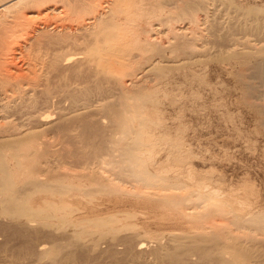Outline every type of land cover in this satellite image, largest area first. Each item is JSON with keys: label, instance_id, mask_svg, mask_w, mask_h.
Masks as SVG:
<instances>
[{"label": "bare ground", "instance_id": "bare-ground-1", "mask_svg": "<svg viewBox=\"0 0 264 264\" xmlns=\"http://www.w3.org/2000/svg\"><path fill=\"white\" fill-rule=\"evenodd\" d=\"M214 1L0 0V216L16 220L6 224L15 230H51L56 218L60 226L52 230L67 237L41 241L28 253L48 264L75 262L82 237L98 231L93 249L111 242L112 252L139 264H264V237L254 246L233 233L264 236V208H243L238 200L237 209H225L223 190L207 183L191 187L168 167L187 154L184 136L163 121L161 99L171 91L178 102L188 94L201 97V85L209 82L206 59L227 64L264 130V29L244 19L264 12V4L224 0L225 18L217 21ZM258 16L251 18L264 20ZM234 22L241 24L237 29L254 27L258 38L241 39ZM181 104L174 106L181 110ZM100 192L158 214L127 209L122 223L97 215L72 218L74 210L99 204ZM151 224L169 230L154 235Z\"/></svg>", "mask_w": 264, "mask_h": 264}, {"label": "rangeland", "instance_id": "rangeland-1", "mask_svg": "<svg viewBox=\"0 0 264 264\" xmlns=\"http://www.w3.org/2000/svg\"><path fill=\"white\" fill-rule=\"evenodd\" d=\"M220 1L218 0L214 1L215 3L216 2L218 3V4L216 3L217 7H220V10H219L220 14L218 13V10H217V14H218L216 15V18L218 17L217 21L224 20L225 18L224 14L226 12L225 5H224L225 3L223 4L224 0L223 1L220 0ZM232 1L238 4H241V5H256V6H259L260 8L264 4V0H232ZM223 9L225 12L223 11ZM254 13L249 14V15H252L254 17L256 14L259 15L258 17H260V15L261 16L264 15L263 11L256 12L255 15ZM249 15L247 18H244L245 22H250L252 23V25L258 24L259 25V26L257 25L258 29L263 30L264 20L263 19L254 20L251 18L252 16H249ZM234 23L240 25V26L237 25L236 28L234 27L235 29L234 32L241 39L247 38V39L254 40L255 38H258L259 33L253 30L254 27L253 29L246 28L245 30V28H243L242 30L241 28L237 29V27H241L240 23H237V22H234ZM258 29L257 31H259ZM206 61L207 63L206 62L202 63L205 66V68L202 67V64L201 66H199L205 69L204 71H206L207 73L205 75L209 78L208 79L209 82H207L208 85H206L207 83L204 85L203 84L201 85V86H204L203 87L204 90H202L203 95L201 97H198L199 100L198 98L195 99L193 96H191L194 98V101L192 99V102H194L193 104L192 102H189L190 101L189 99H191V97L189 98L188 93L186 94L184 93L185 94L184 96L188 94L187 97H184L185 99L178 98L180 102L181 100L182 101L185 100L184 105L186 104L188 105V107L189 106L194 107L195 106L194 104L199 105L197 110L195 108H193L192 110L191 109L192 107L191 108L189 107V111H186L188 110L187 107H186L187 109L184 108L182 110L184 105H182L180 102L176 100L177 96L174 94L176 92H173V91L171 92L173 93L174 96H172L171 92H169L171 96L169 94L168 95L171 98L173 97L172 100L174 99L175 102L177 101L178 104L182 105L181 108L179 107L178 109H181L183 112H181V110H177V107L180 105L176 104L177 102L176 103L174 102L175 104L172 103L173 101L170 102L171 98L169 99V96L164 97L165 100H163V98L161 99V101L163 102L162 103L160 102V106L161 108L164 107L165 109L163 108L162 111L165 110L166 112V113L164 112V114L163 112L161 113L163 114L165 118L163 119V121L166 124L170 123L169 125L172 126L171 127L172 129L169 127L170 128L169 130L171 131L173 129L175 130V133H174V130L171 132L172 134L178 135V137L184 136V138L182 137V140H183V143H185L183 146L185 148H182V149H184L185 154H187L186 159H183L184 162L181 161L183 163H180V160H177L178 162L177 163L173 159V161L175 162L171 161L172 163H170L168 167L169 168L171 167V169L174 168L175 170L178 169V171L182 172L180 174V178L188 181V183L191 184V187H196L198 183H207L209 185L217 186L219 189L223 190L224 196L223 195L221 196H223L222 204H223V207H225V209H237L238 206L241 205L238 203V200L245 201L246 204L243 205L244 206L243 208H255L256 206L260 208H264V130L263 128L260 129L261 128V126H259L260 124H257L259 123V120L256 117L257 113L251 110V108L246 106L245 103L242 101V97L240 93L241 91L238 88L237 81L235 80V78H233L234 77L233 75L232 76L229 75L231 73H229L228 69L224 67V65L226 66L227 64L213 62L208 59H206ZM213 76L214 78L215 77L216 78L214 79ZM207 77H205L206 80H207ZM210 82L213 85L210 84ZM193 84L198 85L197 82ZM209 84L212 87L209 86ZM194 87L196 89V85ZM184 88L185 86L183 87V89ZM186 89L187 88H185V90ZM214 90L216 92H214ZM177 93L179 94L178 91ZM168 100H169L168 103H164V101L167 102ZM186 100H188V103L186 102ZM171 103L173 105H171L170 107ZM164 104H167V105H164ZM174 105H176L177 107ZM167 117L169 119H167ZM176 125L177 127H175ZM176 128L179 130H177ZM65 148L66 149L68 148L69 150L72 149L73 151L74 150L77 151L80 149V148L78 149V147L77 148L63 147V149ZM60 149H58V152H60V154H65V152L68 150V149L67 150L65 149V152H64L63 150H60ZM85 150H86L85 148L84 150L82 148L81 151L85 152ZM149 153H151V151H149ZM202 189H205V188L203 187ZM120 197L121 196H115L111 193L100 192L99 197H98L99 199L97 201V202H100L99 204L95 203V205L91 206V209H88V210L80 209V208H78V210H74L72 212L73 214L72 218H76V221L79 220L80 222H83L87 220V218H91L97 215V216H105V218L112 219L116 223H120V222L122 223L124 221V218H123L124 210L140 209L141 211V209L142 210L145 209L144 206L139 205V203H136L135 201H132L131 199L121 198L124 200L132 201L133 204L131 205H123V204L116 203V202L109 200V199L120 198ZM31 205L35 207L37 203H33ZM42 206L44 207V204H42ZM164 208L166 209V207H163V209ZM158 209L156 208V211L159 213L160 211H162L161 213L168 211L165 209L164 211L162 210V208H160L158 211ZM151 210L150 208H146L144 211H148V212L151 211L148 214L152 216V213H153V215L156 217L158 213L154 212L155 208H151ZM131 218L133 219V217ZM131 218L130 220L125 218V220L130 222L132 220ZM5 219L3 217L1 218L0 216V224H2L3 228L1 225L0 227L1 229H4V230H0V264H48L47 261L45 262V260L37 259L36 255L33 254V252L28 253V248L32 247L33 249H35L34 247H36L37 243L41 241L48 242L51 239L55 241H58L60 239V242L67 241V237L65 235L58 234L59 231H56V230H59L60 228H56L54 230L56 233L52 230V228H54L55 225L56 227L58 225L60 226V223L56 222L58 221L56 218H55V221H54V218L52 219L53 224H51L52 225L51 230H49L50 227L48 225H47L48 227L45 226L46 228L41 225L40 226L38 225V230L43 229L42 231L41 230L38 231L37 229H33V228L26 229L27 227L26 228L21 227L18 230H15L13 225H12L13 227L11 226L9 227V225L11 224L9 225H6V224L12 223V221L15 222L16 220L13 219L12 221H9L8 219L7 220ZM139 219L140 218L134 217L133 221L135 220L139 221ZM36 220H35V223L36 222L38 223L39 219L37 221ZM159 220L161 219L159 218L157 221ZM55 223H58V224H55ZM151 225H152L151 230H154V235L159 236L160 233H167L169 230V229H166V227H164L163 229L161 226H159L162 228L160 229L158 227H155V225L153 224ZM8 227L9 229H7ZM157 228L160 230H158ZM32 229L36 230L34 231L35 233H33ZM46 231H48V234L51 233L52 237L54 236V238H51L50 237L51 234L48 235ZM233 231H234L233 233L243 237V241L252 243L254 244V246H256L257 244H261L259 243L260 242L259 239L261 237L262 238L264 237L258 230L251 231V233L249 234L250 236L248 237L243 235V232L239 230L235 229ZM97 232L98 231L94 233L93 231H91L89 234H87L86 236L84 235V237H82L81 240H83L82 241V243H84L83 246H86V248L85 247L83 248L82 246L80 249L81 251H78L79 256H78L77 261L75 262L63 261L61 264H84L85 261H86V264H88V262H90L89 264H115V263L116 264H120V263L129 264L131 260L128 256H126L128 260L127 259L124 260V258H126L124 256L125 255L124 253H121V252L119 253V251L116 250L117 251L116 252L114 250L116 252L115 254V252H112L113 250H110L111 248H109L110 247L109 245L111 244V242H109L110 244H108L107 242L105 243L103 241L105 246L101 242L100 244H103V247L101 245H98L99 248L94 246L96 248L93 249V246H91L90 243L91 241H94V239H97L96 237L99 236L98 234L100 233H97ZM154 235H152L153 239L154 237H156ZM93 236H95V238ZM152 237H148L147 240L149 241V243H150V240H152ZM100 241L102 240L100 239ZM106 244H108L109 247ZM261 245L264 246L263 242ZM90 246L92 248V251H91V248H89ZM100 248L102 249L109 248V251L111 252L112 257L108 256L110 255L107 253L109 252L108 249H106V251L105 250L101 251ZM122 254H123V257L121 256ZM116 255L121 256L123 260L120 261L119 260L120 257L118 256L115 257ZM116 258H119V259H116ZM116 260L118 261V263L116 262ZM130 263L139 264V262L137 263L135 261L133 262L131 261ZM140 264H147V263H145L142 260L140 261Z\"/></svg>", "mask_w": 264, "mask_h": 264}]
</instances>
